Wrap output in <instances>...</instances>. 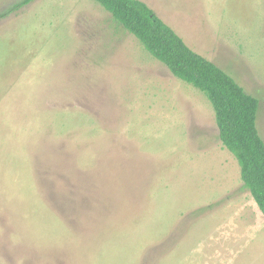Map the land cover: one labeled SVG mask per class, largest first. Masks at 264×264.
Listing matches in <instances>:
<instances>
[{
  "label": "rangeland",
  "instance_id": "374dc122",
  "mask_svg": "<svg viewBox=\"0 0 264 264\" xmlns=\"http://www.w3.org/2000/svg\"><path fill=\"white\" fill-rule=\"evenodd\" d=\"M21 1L0 0V264H217L237 197L264 222L204 92L95 0ZM142 1L258 100L264 140V0ZM245 247L264 264V227Z\"/></svg>",
  "mask_w": 264,
  "mask_h": 264
},
{
  "label": "trees",
  "instance_id": "16d2710c",
  "mask_svg": "<svg viewBox=\"0 0 264 264\" xmlns=\"http://www.w3.org/2000/svg\"><path fill=\"white\" fill-rule=\"evenodd\" d=\"M31 1L22 0L21 5ZM95 1L175 77L205 93L214 109L219 138L237 159L241 181L264 214V140L256 127L258 100L191 49L142 0Z\"/></svg>",
  "mask_w": 264,
  "mask_h": 264
},
{
  "label": "crops",
  "instance_id": "0c3cea01",
  "mask_svg": "<svg viewBox=\"0 0 264 264\" xmlns=\"http://www.w3.org/2000/svg\"><path fill=\"white\" fill-rule=\"evenodd\" d=\"M236 199L239 204L242 203L246 212H232L229 221H224L225 216L217 220V226L222 223L225 224L224 227L221 226L222 228H218V231H215V233L221 234L217 242L216 259L219 257L217 264H238L241 261L240 258L244 256L243 250L249 244L251 235L261 232L264 227V222L258 218V215L251 213V200L243 201L239 200L238 197ZM229 256L230 261L226 263ZM250 260L256 261V258L252 257Z\"/></svg>",
  "mask_w": 264,
  "mask_h": 264
}]
</instances>
